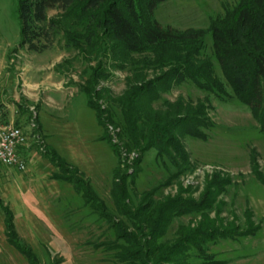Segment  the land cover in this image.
Instances as JSON below:
<instances>
[{"label": "rangeland", "instance_id": "374dc122", "mask_svg": "<svg viewBox=\"0 0 264 264\" xmlns=\"http://www.w3.org/2000/svg\"><path fill=\"white\" fill-rule=\"evenodd\" d=\"M249 1L165 0L151 13L140 3L147 21L202 29L204 38L193 47L157 45L139 53L127 51L106 25L97 29L80 3L51 9L58 31L53 45L38 53L21 45L20 0H0V103L9 114L3 121L28 138L19 150L23 170L0 165V264H32L23 249L37 264L143 258L150 264H264V130L237 95L212 35L215 20L236 28L237 6ZM89 23L96 47L86 43ZM93 69L99 76L93 92L103 95L98 104L119 123L108 125L107 138L84 89ZM170 69L172 77L142 93L139 110L161 124L176 116L189 121L173 129L175 147L162 142L141 152L124 134L118 98ZM63 175L80 178V189ZM174 199L182 213L157 222L160 214L163 221L171 215ZM204 199L202 210L196 204ZM153 229L160 236L153 238ZM138 250L145 255L136 256Z\"/></svg>", "mask_w": 264, "mask_h": 264}, {"label": "trees", "instance_id": "16d2710c", "mask_svg": "<svg viewBox=\"0 0 264 264\" xmlns=\"http://www.w3.org/2000/svg\"><path fill=\"white\" fill-rule=\"evenodd\" d=\"M163 1L165 0H20L19 12L22 28L21 45L38 53H42L49 49L53 45L58 31V22L48 18L49 10L59 9L61 11H68L76 3H80L85 12L90 11L86 17L90 16V20L96 22L97 29L98 26L101 28L103 24L106 25L109 28L111 36L121 43L129 52L139 53L149 49L155 50L154 48H156L157 45L171 46L178 43H187V47H193L192 44L204 38V30L202 29L188 28L181 31L171 26L163 27L157 20L150 17V21H147V19L141 15L138 8L140 3L146 4L147 10L151 13ZM106 4H108V6H106ZM236 11V28L231 27L225 29V27L219 23L221 21H213L212 35L214 45L216 52L220 55L221 63L223 65L230 64L227 74L235 87L237 95L250 106L264 130V107L261 108V101L262 103L264 101V0H250L246 4L240 3ZM86 29H88L86 43L95 46V44H97V39L94 40V37H96V30L92 28L91 23L86 26ZM243 37L247 38L245 43L243 42ZM100 41L99 45L103 42L102 40ZM248 45L252 47V50L246 49ZM225 59L228 61L226 62ZM173 71L172 69L167 70L165 74L150 79L137 87L131 86L128 88L129 90L126 92V96L118 98V103L124 107L126 126L124 134L130 136L132 143L134 141L136 147H139L141 152L162 142L171 148L175 147L173 129L181 123L189 121L188 116H176L171 121H166L161 124V119L156 120L152 115L143 114L140 112L141 110H139V97L142 93L152 88L156 89V84L163 81L165 77H172L171 73ZM187 72L190 77L197 80L198 72L196 70L192 71L191 68H188ZM91 73L90 82L84 89L88 93L91 106L97 113L99 123L105 129V138H107L106 131L108 125H119V123L110 115L109 111L106 112V110L101 108L98 104V100L103 98L101 93L102 89L93 92L94 85L92 81H96L98 73L96 69H93ZM153 93L154 90L149 92V98L153 97ZM141 142H145V144L141 145ZM63 178L69 181L72 180V182L76 184V187L80 189L78 184V182H82L80 178L77 179L76 177L73 178L68 175H63ZM124 180H126V178H124ZM116 185L120 186V182H116ZM180 204L181 200L174 199L168 206V212L171 213V215L163 221L162 218L164 217L160 214L161 216H159L157 220L161 218V221L158 220L157 222H163L165 225L167 221H170L172 216L180 215L182 213L178 210ZM207 204V201L204 199L196 205L204 210ZM188 208L189 207L186 208L185 206L182 209L185 210ZM147 209L148 208H146L145 211V208H139V211L140 213H145L148 212ZM152 218L150 217V219ZM12 221L13 219L10 217L8 228L11 237L13 236ZM153 221L155 220L152 219V222ZM157 222L155 221V224ZM154 228H159V225H154ZM160 234L161 232H159L158 229H153L151 233L153 238L160 236ZM173 249L174 247L170 249V252H172ZM180 250L176 252V255L187 249L184 247L181 251ZM23 251L31 259L32 264H37L36 257L33 256L30 251L28 252L24 249ZM138 251L139 252L135 255L140 257L143 252H141V250ZM122 254L126 255L125 251ZM168 257L171 259L170 256ZM124 261H126V263ZM124 261L123 264H129L128 259ZM149 261L150 259L143 258L142 261L133 260L131 262H133V264H150ZM170 262L171 261H169V263ZM200 264L222 263L216 259H212Z\"/></svg>", "mask_w": 264, "mask_h": 264}, {"label": "built area", "instance_id": "2783aa9c", "mask_svg": "<svg viewBox=\"0 0 264 264\" xmlns=\"http://www.w3.org/2000/svg\"><path fill=\"white\" fill-rule=\"evenodd\" d=\"M0 116V165L16 166L23 170L25 162L19 150L27 143L24 130L13 123H6Z\"/></svg>", "mask_w": 264, "mask_h": 264}, {"label": "crops", "instance_id": "0c3cea01", "mask_svg": "<svg viewBox=\"0 0 264 264\" xmlns=\"http://www.w3.org/2000/svg\"><path fill=\"white\" fill-rule=\"evenodd\" d=\"M0 116L4 120H6L7 117L9 118L7 108L5 109V105L3 103H0Z\"/></svg>", "mask_w": 264, "mask_h": 264}]
</instances>
